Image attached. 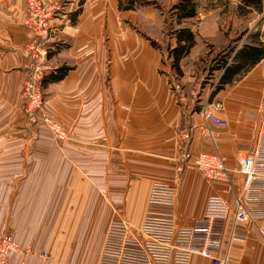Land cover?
Returning a JSON list of instances; mask_svg holds the SVG:
<instances>
[{"label": "crops", "instance_id": "crops-1", "mask_svg": "<svg viewBox=\"0 0 264 264\" xmlns=\"http://www.w3.org/2000/svg\"><path fill=\"white\" fill-rule=\"evenodd\" d=\"M74 1L79 2L75 10ZM105 1H110L106 11ZM61 5L63 10L52 21L55 35L49 63L54 70L69 66L72 71L62 81L44 87V115L69 133L64 143L56 141L48 127L36 125L24 115L21 87L26 46L32 39L24 25L26 2L0 0V212L8 208L19 212L15 225L22 231L11 235L21 248L33 246L27 264H42L41 252L50 254L46 264H98L114 220L141 223L154 181L177 187V223L181 226L203 217L211 197H222L229 205L222 256L228 254L234 260L230 264H261L264 243L256 228L234 224V192L225 184L207 181L190 167L178 173L181 131H191L188 148L192 153L214 152L215 146L201 132L205 125L201 109L180 106L170 80L158 73L160 52L130 32L125 37L120 29L109 26L117 0H68ZM79 9L74 24L72 18ZM253 14L258 16L256 21H250L236 39L239 41L234 39L231 47L223 49L234 47L237 52L244 43L252 44L248 37L257 32L264 44V12L244 15L236 11L235 17ZM216 30L209 29L206 35L213 37ZM105 36L113 51L108 76L103 74L107 68L100 58ZM171 43L174 46L173 40ZM209 98L206 106L229 122L228 129L213 130L219 135V151L233 168L238 156L253 149L264 115V57L245 76L226 84L212 103ZM236 169L233 185L240 193L243 177ZM47 227L70 229L77 236L78 251L69 246L64 263L49 248ZM233 230L246 238L245 247L231 244ZM74 251L79 258L75 261ZM11 260L19 264L21 254L13 253Z\"/></svg>", "mask_w": 264, "mask_h": 264}, {"label": "built area", "instance_id": "built-area-1", "mask_svg": "<svg viewBox=\"0 0 264 264\" xmlns=\"http://www.w3.org/2000/svg\"><path fill=\"white\" fill-rule=\"evenodd\" d=\"M25 2L24 25L32 39L26 46V71L21 89L24 110L32 123L47 126L56 141L64 143L69 138L68 132L44 115L46 99L42 85L46 74L52 70L49 63V43L54 37L52 21L62 8L42 0ZM175 89L177 92L180 90L178 86ZM176 98L178 104L186 105L183 96ZM215 106L218 108L220 104ZM200 113L205 122L201 132L212 139L215 151L192 153L188 148L191 131H181L178 139L179 171L190 167L209 182L227 185L235 194V226L253 225L264 241V115L260 118L253 149L236 158L237 173L243 177L242 191L236 193L234 170L219 151V135L213 130H226L229 122L218 118L215 111L208 107H203ZM177 198L175 185L154 181L141 223L133 225L125 218L114 220L106 234L98 264H190L194 255L208 260L210 264L232 263L234 260L228 254H221L229 214V205L225 200L220 196L211 197L203 217L190 226H181L177 223ZM231 244L245 247L246 238L233 230ZM16 252L21 254L19 264H27L33 254L32 249L20 251L11 234H0V264H15L11 256ZM38 257L42 264H46L50 254L41 252Z\"/></svg>", "mask_w": 264, "mask_h": 264}, {"label": "rangeland", "instance_id": "rangeland-1", "mask_svg": "<svg viewBox=\"0 0 264 264\" xmlns=\"http://www.w3.org/2000/svg\"><path fill=\"white\" fill-rule=\"evenodd\" d=\"M65 1L68 0H61L58 3H50H52L53 5H60L63 10L61 2ZM123 1L126 2L125 0ZM177 1L178 0H139V2L141 3H151L146 7H140L130 12H119L117 5L115 14H109V26H111L114 31L120 29L119 33L121 35L124 34L125 37L127 35V32H130L133 37L143 40L156 51L160 52V54L162 55V66L159 68L158 73L166 76L167 79L173 82L172 91L175 98L179 95L185 98L186 105L182 107H188L191 105L192 107L194 106L195 109H202L203 107H207L205 103L208 102L209 95L212 93L216 86V78H211L212 75L210 74L211 67L213 66V60L219 53L224 50L223 48H225L226 46L231 47L229 43L234 39L236 40L239 34L243 32L245 28L250 26V21H256L258 16L256 14H253L248 18H236V8L239 5L240 0H200L201 4L198 16L184 23L186 27L193 29V31L197 34L199 43L193 50L190 59L182 64L184 76L177 78V75L173 71H171L169 62L167 61V48L170 44L172 45V40L170 38L171 28L169 26L170 21L167 20V18H169V9ZM74 3L75 6H73V10L78 8L79 2L74 1ZM109 5L110 1H105L103 10L106 11ZM174 28H176V25H174ZM218 28L220 29V32L218 31ZM209 29H217L216 35L213 37L206 35L209 32ZM54 35L55 33L53 34V36ZM51 42L49 43L50 50H52ZM68 43L69 42H67L64 46H67ZM104 46V56H101L100 58H102V62L104 63V65L106 64L105 67L107 68L103 74L108 76L110 75L108 69L110 64L112 63L113 51L110 42L106 40V36ZM52 71H54L53 67L52 70H50L46 74V76ZM217 75V73L214 74V76ZM175 86H178L180 88L178 92L176 91ZM43 89L45 99L47 100L45 88L43 87ZM23 111L25 117L28 118L24 110V103ZM232 165L234 166L233 168L235 170L236 166L234 164ZM187 168L188 167H185L182 171H179V163L178 173H183ZM18 217H20L19 212L13 211L10 208H8L7 211H1L0 219H2V222H0V231L14 235L16 234V232H18V230L19 232H21V228L15 225V220ZM46 231L47 235L49 234L52 243L51 247L49 248L53 251V255H55V258L59 263H64L67 260V255H69V246L78 251V248H76V245L78 243V241H76L77 236L72 230L61 227H47ZM260 240L264 243L261 238ZM41 246H43V244ZM32 247L33 246L21 248L19 246V250L25 251ZM37 248L41 249L38 246ZM50 250L48 251L51 252ZM76 251H74L73 253V257H75L74 261L76 259H79L77 258L78 255L76 256ZM235 261L238 263V260ZM260 261L261 264H264V250H261ZM190 264L206 263L202 258L192 257Z\"/></svg>", "mask_w": 264, "mask_h": 264}, {"label": "trees", "instance_id": "trees-1", "mask_svg": "<svg viewBox=\"0 0 264 264\" xmlns=\"http://www.w3.org/2000/svg\"><path fill=\"white\" fill-rule=\"evenodd\" d=\"M125 1L117 0L119 12L134 11L151 3H141L139 0ZM200 4V0H178L168 12L169 18L167 20L170 21L169 26L171 28L170 38L174 41V46L170 44L167 48V61L171 71L177 75V78L184 76L181 64L190 56L192 49L198 43L197 34L193 29L186 27L184 23L198 16ZM236 10L244 15H248L253 11L261 14L264 12V0H240ZM80 14L81 9L74 13L72 23H76ZM174 25H176V28H174ZM248 38L252 39V44L249 42L244 43L237 52H235L234 47L226 48L213 60L210 74L212 75L211 78H216V86L211 93L209 103L213 102L214 97L224 89L226 84H231L232 80H239L245 76L263 59L264 44L260 39V32L252 34ZM70 71H72V68L68 66L56 68L44 79L43 87L62 81ZM215 73L218 75L214 76ZM172 83L170 80L171 85Z\"/></svg>", "mask_w": 264, "mask_h": 264}]
</instances>
